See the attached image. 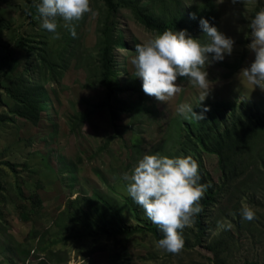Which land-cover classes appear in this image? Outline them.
Instances as JSON below:
<instances>
[{
  "label": "rangeland",
  "instance_id": "rangeland-1",
  "mask_svg": "<svg viewBox=\"0 0 264 264\" xmlns=\"http://www.w3.org/2000/svg\"><path fill=\"white\" fill-rule=\"evenodd\" d=\"M169 2L162 4L167 7ZM34 5L31 0H0V74L2 66L12 65L0 79V264H264V130L236 135L246 148L234 159L235 173L226 168L224 174L219 155L212 151L194 143L186 146L214 195L204 207L205 229H199L194 220L183 229L185 244L178 253L160 249L159 237L150 228L155 224L128 196L123 174H131L146 152L188 156L180 142L182 124L187 120L176 108L180 103L197 105L200 90L187 78H178L182 91L162 102L146 95L138 78L139 90L131 88L118 94L109 108H98L77 125L80 115L90 113L106 97V90L93 83L87 70V63L97 60L99 54L102 1L90 0L91 11L73 22L75 37L58 20L57 32L65 31L67 39L74 42L67 54H52L55 60L60 59L53 75L46 73L38 60L40 42L49 35L40 27L42 21ZM195 7L212 14L197 15ZM160 8L154 9L157 16L163 12ZM177 8L180 16L186 15L184 23L192 36L207 39L199 26L203 17L235 40L230 56L206 67L210 89L201 104L224 101L232 106L216 110L217 131L223 134L232 128L226 123L233 125L234 110L244 114L253 111L263 123L264 92L238 73L254 59L245 33L250 31L247 24L251 17L264 9V0H179ZM115 22V34L128 45L115 51L118 77L122 84H129L135 76L131 64L135 46L159 33L125 7ZM22 76L46 93L37 123L15 112L17 100L7 92L11 79ZM139 110L142 115L137 114ZM95 194L100 198L95 199ZM39 197L43 205L32 206ZM75 197H88L86 203H78L80 208L96 205L106 230L95 221L87 223L86 215L68 208ZM244 205L255 211L253 220L241 218ZM117 211H122L118 219ZM217 222L230 228H218ZM66 223L86 232L75 234L73 230L68 234ZM219 240L224 251L222 257L215 258L209 247ZM91 248L98 249L90 255Z\"/></svg>",
  "mask_w": 264,
  "mask_h": 264
},
{
  "label": "clouds",
  "instance_id": "clouds-1",
  "mask_svg": "<svg viewBox=\"0 0 264 264\" xmlns=\"http://www.w3.org/2000/svg\"><path fill=\"white\" fill-rule=\"evenodd\" d=\"M40 27L59 38L57 32L58 20L63 27L75 37L74 21L91 11L90 0H34ZM222 3L223 0H217ZM233 3L236 0H232ZM192 18H195L194 16ZM199 26L206 40L192 36L187 29L165 30L148 38L135 46V56L131 64L135 68V77L141 81L142 91L157 101H166L182 91V82L178 78H187L198 87L199 103H180L176 112L183 119L201 121L209 110L203 106L200 112L194 107L209 95V79L207 66L220 62L233 52L235 40L220 31L217 26L201 17ZM245 33L250 38L247 48L254 54L251 63L240 70L238 76L245 78L249 84L264 92V9L257 11L251 17ZM128 196L143 208L147 219L158 226L162 238L157 241L160 249L169 253H178L185 244L183 229L194 222V215L201 211L199 201L207 188L200 183L199 164L190 155L173 156L146 152L139 158L131 170L125 172ZM98 195V194H95ZM88 197H75L70 201L86 200ZM75 210L76 204H72ZM240 215L243 220L251 221L256 213L248 205L242 206ZM96 225L106 230L105 223L99 218H93ZM89 222V223H90ZM218 228H230V225H220ZM150 227V228H151ZM216 233L213 232V235Z\"/></svg>",
  "mask_w": 264,
  "mask_h": 264
},
{
  "label": "trees",
  "instance_id": "trees-1",
  "mask_svg": "<svg viewBox=\"0 0 264 264\" xmlns=\"http://www.w3.org/2000/svg\"><path fill=\"white\" fill-rule=\"evenodd\" d=\"M102 7H103V18L99 23L97 32L99 33L98 37V53L97 60H92L87 63V70L89 73H92L91 79L93 80L94 84L101 85L106 90V97L105 100L98 105L96 108H93L92 111L89 113H84L80 115L79 120L77 121V125H79L82 121L86 120L89 115H92L98 108H109L112 101L117 97L118 94L126 92V90L130 91L131 88L135 90H139L136 87V82L138 83V78L132 76L131 78L133 81H128L125 83H121L118 75L120 73V68L117 66V54L115 53L116 49H127L128 45L123 39L122 36L116 35L115 32L117 31L115 19L117 17L118 12L121 8H128L132 11V14L138 19L141 23H143L146 27L151 28V30L157 31V33H162L165 30H180V29H187V23H184L185 14L180 16V10L177 8V4L179 0H170L169 5L165 7V0H101ZM34 2V0H31ZM161 7L163 12L157 16L154 9L156 6ZM164 6V8H162ZM35 7V5H34ZM198 9V10H196ZM166 10V11H165ZM165 11V12H164ZM195 11L193 12L197 15H204L209 16V10L203 11L202 7H195ZM201 12V13H199ZM188 22V20H186ZM191 29V27H189ZM62 29H60L61 31ZM64 30V29H63ZM48 38L45 41L40 42L41 53L39 55V62L40 65L46 70V73L53 75L59 69V62L60 59L55 60L52 54H58L60 56L62 51L66 54L69 51V47L72 46L73 40H68L69 37L65 31L60 32V35H63L61 38H53V34L48 32ZM22 39V38H20ZM19 44V43H18ZM24 44V43H23ZM53 44H59V46H53ZM25 45V44H24ZM17 46V45H16ZM18 46H22L20 43ZM62 46L64 48H62ZM15 48L13 49V51ZM33 51V48L30 50ZM8 57V56H7ZM7 57L5 59H7ZM62 60V59H61ZM65 60V59H64ZM5 65H7L5 60ZM12 66V65H11ZM11 66H2L0 79L7 73L8 68ZM7 92L12 96V98L17 100L18 105H16L15 112L33 123H37L39 121V112H41L42 105L45 103L46 93L45 91L41 90L40 88L33 87L24 76L20 78H12L11 85L7 89ZM119 103V102H118ZM117 103V105H118ZM140 105L139 103H137ZM203 106L208 107V111L205 113V119L201 121L188 119L186 124H182L183 127V134L181 136V147L184 151L189 155V151L187 150L186 146L189 143H194L199 148H203L206 150H210L213 153L219 155L221 168L223 173L225 174L226 168L232 173H235L237 170L236 163L234 164V159H237L242 150H245L246 146L242 142V140L237 139L236 135H239L241 132L246 134L249 130L255 131L256 134L260 133L264 130V122L261 123L260 120L262 119L258 117L253 111H250V114L240 113L239 111L234 110L232 113V123L227 122V127H232L227 129L223 134H220L217 131L216 126V110H230L232 106L230 103L219 101L215 103L201 104V107H194V111L200 112ZM140 108V107H139ZM17 110V111H16ZM139 115L143 113L138 111ZM112 118H115L114 114L112 113ZM264 119V118H263ZM76 127L74 126V129ZM255 134V135H256ZM237 139V141H236ZM197 142V143H196ZM209 147V149H207ZM243 156V154H242ZM200 183L207 184L206 180L202 177L201 173ZM228 182L230 180L227 179ZM214 195L212 189L207 188L206 194L199 201V206L201 211L194 215L195 225L199 227V229H205L203 226V211L204 207L210 203ZM95 199H99V195H94ZM88 200V199H86ZM86 200L85 203H86ZM79 200H75L72 204H76L75 211L81 214L86 215L89 219L86 221L89 223L92 221L93 218H96L99 214L96 209V205L93 208H88L85 204L83 207H78ZM72 204L68 203V208H72ZM108 206L111 204L107 203ZM32 206H42L43 201L39 197L36 201L31 202ZM130 206H132L130 204ZM114 210V208H112ZM122 211H117V219L119 218V214ZM24 217H28L29 214L23 215ZM113 219V220H117ZM65 230L70 231L75 230V234H80L83 230L82 227H74L73 224H65ZM76 228V229H75ZM152 231L155 235L162 238L163 234H160L158 227L156 226L151 227ZM85 231V230H83ZM86 232V231H85ZM83 232L82 234H84ZM202 235H200V240ZM67 238V237H66ZM210 250L214 252L215 258H220L223 255L224 251V243L222 241H215L210 245ZM98 248H91L89 250L90 255L94 253ZM17 254L23 256L24 258L27 257V254L23 255L18 250H16ZM221 264V263H220Z\"/></svg>",
  "mask_w": 264,
  "mask_h": 264
}]
</instances>
